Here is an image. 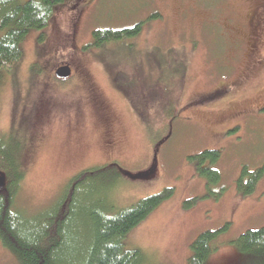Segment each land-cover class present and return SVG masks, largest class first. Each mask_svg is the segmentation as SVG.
I'll return each mask as SVG.
<instances>
[{
	"label": "rangeland",
	"instance_id": "obj_1",
	"mask_svg": "<svg viewBox=\"0 0 264 264\" xmlns=\"http://www.w3.org/2000/svg\"><path fill=\"white\" fill-rule=\"evenodd\" d=\"M141 20L133 39L141 56L81 48L94 26ZM43 32V43L28 32L0 81V133L23 144L25 212L48 206L80 169L115 162L124 175L90 188L89 198L120 207L173 188L125 237L140 249L139 264H184L195 236L226 222L206 264H263L230 240L264 224V174L249 194L235 187L242 167L264 162V0H64ZM61 62L77 66L68 80L53 75ZM221 86V96L201 99ZM69 114L75 129L60 123ZM210 148L220 151L217 198L191 159ZM0 264H17L1 244Z\"/></svg>",
	"mask_w": 264,
	"mask_h": 264
},
{
	"label": "trees",
	"instance_id": "obj_2",
	"mask_svg": "<svg viewBox=\"0 0 264 264\" xmlns=\"http://www.w3.org/2000/svg\"><path fill=\"white\" fill-rule=\"evenodd\" d=\"M63 1L0 0V81L3 73L12 71L20 61V44L30 30H37L36 39L43 43V31ZM152 16L158 18L159 13ZM142 23L141 20L132 25L94 26L90 39L81 44V48L110 50L120 47L141 56L142 50L135 46L133 39L141 32ZM169 51L173 52L174 47L170 46ZM90 54L98 56L96 53ZM186 62L183 59L179 61L182 65L179 70L181 77ZM220 89L208 92L201 99L221 96L227 91L226 86ZM173 117L168 114L162 123ZM22 147L19 139L10 136L6 139L0 133V173L3 175L0 189V244L12 252L17 264L140 263L143 259L140 249L126 247L125 237L149 212L172 195V187H163L120 207L115 206L112 200L89 198L90 188L105 181L111 183L124 175L117 163L108 162L80 169L69 178L48 206L27 213L17 203L19 185L24 175L20 159ZM219 156L220 151L216 148L204 149L191 156L198 174L206 180L207 194L215 198L220 194L213 189L219 182L220 174L213 165ZM263 174L264 162L251 170L242 167L236 179V191L242 195L251 193ZM220 190L223 191L224 187ZM227 226L228 222L219 228L199 232L190 242V253L184 264H206L217 248L213 240ZM230 242L239 252L264 260V224L246 228Z\"/></svg>",
	"mask_w": 264,
	"mask_h": 264
},
{
	"label": "flooded vegetation",
	"instance_id": "obj_3",
	"mask_svg": "<svg viewBox=\"0 0 264 264\" xmlns=\"http://www.w3.org/2000/svg\"><path fill=\"white\" fill-rule=\"evenodd\" d=\"M236 38H237V40H235L237 43L241 40V38L239 37V36H236ZM247 38V37H246ZM246 38H244V39H246ZM244 39H242L243 41H244ZM244 47H243V45H242V49H243ZM63 64H65V63H62V64H58L55 68H54V70H53V75H54V71H55V69L58 67V66H60V65H63ZM66 64H68L69 65V67H70V69H71V72H70V74H69V76H67V77H64V78H56V79H58V80H61V81H64V80H68V78L70 79L71 78V76H72V74H73V67H75L74 65H71L70 63H66ZM76 69H77V66L75 67ZM66 101H68L69 102V98H67L66 99ZM78 103H76V106L80 109V107L77 105ZM74 106H75V104H74ZM76 106L75 107H73V108H76ZM64 108V107H63ZM62 108V109H63ZM70 112L72 111V109L71 110H69ZM58 116L59 115H55L54 117H53V119H52V121L51 122H54V120H57V118H58ZM61 116V115H60ZM50 118H51V115H50V117H49V119L48 120H50ZM61 122L60 123H62V121H64L66 124L68 123V125L71 127V129H75L76 128V124L78 125V122H77V117H73L72 115H64V116H61ZM69 119H70V122H69ZM51 122L49 123V125H48V128L51 126ZM44 126H45V124L42 126V129L44 128Z\"/></svg>",
	"mask_w": 264,
	"mask_h": 264
},
{
	"label": "water",
	"instance_id": "obj_4",
	"mask_svg": "<svg viewBox=\"0 0 264 264\" xmlns=\"http://www.w3.org/2000/svg\"><path fill=\"white\" fill-rule=\"evenodd\" d=\"M70 72H71V69L69 65L63 64V65L58 66L55 69L54 75L56 78H64V77L69 76ZM2 186H3V175L0 173V189L2 188Z\"/></svg>",
	"mask_w": 264,
	"mask_h": 264
}]
</instances>
